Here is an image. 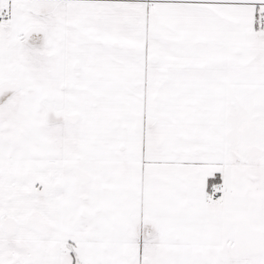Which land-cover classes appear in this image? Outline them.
Wrapping results in <instances>:
<instances>
[{"label": "snow or ice", "instance_id": "6c2138e0", "mask_svg": "<svg viewBox=\"0 0 264 264\" xmlns=\"http://www.w3.org/2000/svg\"><path fill=\"white\" fill-rule=\"evenodd\" d=\"M0 264H264V0H0Z\"/></svg>", "mask_w": 264, "mask_h": 264}]
</instances>
